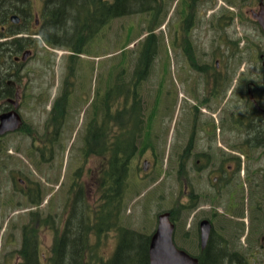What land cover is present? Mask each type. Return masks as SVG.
Segmentation results:
<instances>
[{
    "label": "flooded vegetation",
    "instance_id": "af4514ba",
    "mask_svg": "<svg viewBox=\"0 0 264 264\" xmlns=\"http://www.w3.org/2000/svg\"><path fill=\"white\" fill-rule=\"evenodd\" d=\"M261 1L264 4V0H252L256 7L249 8L250 0H147L148 11L142 15L151 22L146 35L134 44L140 45L139 52H132L129 62L124 58L100 68L93 91L79 63L83 54L75 51L40 52L36 45L40 41H33L30 50L26 47L0 59V223H5L0 228V264H25L27 255L36 264H49L64 226L70 232L77 190L73 194L72 165H65L64 159L66 155L73 158V121L80 112L86 129L76 153L77 170L84 160L88 166L89 158H97L100 185L107 135L116 139L119 150L123 141L130 146L132 163L137 157H149L143 160L147 166L151 162L154 166L152 159L157 155L154 140L175 137L177 219L181 227H188L182 234V248L193 250L198 264L201 257L210 256V249L230 257L223 264H264V52L257 57L260 66L250 68L245 24L250 12V22L260 30L251 15ZM162 13V44L167 58L170 54L176 64L182 87L176 120L170 116L174 103L159 114V94L153 100L160 28L151 27L161 21ZM34 16L37 20L31 27L41 39L40 12ZM138 53L145 59L139 68ZM156 86L158 92L163 85ZM16 123L15 129L8 130ZM49 184L54 188L51 193L45 187ZM85 186L81 183L77 189L84 193ZM203 221L209 223L210 231L202 248ZM220 221L233 231L217 228ZM255 232L260 235L258 243L249 238ZM41 234L54 241L45 251ZM240 235L244 243L238 245ZM103 247H98L101 256ZM234 251L241 253V259L231 257Z\"/></svg>",
    "mask_w": 264,
    "mask_h": 264
},
{
    "label": "trees",
    "instance_id": "16d2710c",
    "mask_svg": "<svg viewBox=\"0 0 264 264\" xmlns=\"http://www.w3.org/2000/svg\"><path fill=\"white\" fill-rule=\"evenodd\" d=\"M41 1L43 5L39 20L43 21L42 41L53 47L52 38L55 35H66L68 31H72L73 41L82 45L81 50L74 45L72 51L75 52H84L99 29L112 20L148 11L145 5L147 0ZM14 15L20 17L17 25L9 20ZM31 18L29 0H0V59L7 54L10 57L14 56L32 45L33 39L17 37L21 34L29 37L35 35L34 29L28 32L26 28L30 25ZM153 50L156 51L155 47ZM141 59L145 61L142 53L139 54L138 68L142 64ZM145 142L146 140H142V143ZM140 143L139 139L138 145ZM105 144L106 169L97 188L99 198L91 207L87 203L83 189H77L72 218L69 220L71 225H68L71 230L68 232L64 226V232L58 239V246L51 251L49 264H149L148 247L151 233L148 232L149 230L141 232L127 228L122 225L121 219L130 165L134 156L125 141L122 142V148L119 150L116 148V139H110L107 135ZM170 212L176 222L177 207L172 208ZM111 232L115 233L116 248L110 257L103 258L99 254L98 247L104 244V239ZM216 251L210 249V256L201 257L199 264H223L222 261L230 260L226 253ZM230 254L232 258L241 259L239 252L234 251ZM25 264H36V261L33 256L27 255Z\"/></svg>",
    "mask_w": 264,
    "mask_h": 264
},
{
    "label": "rangeland",
    "instance_id": "374dc122",
    "mask_svg": "<svg viewBox=\"0 0 264 264\" xmlns=\"http://www.w3.org/2000/svg\"><path fill=\"white\" fill-rule=\"evenodd\" d=\"M30 3V13H31V23L26 28L27 31H31L33 28L31 27L34 23V13L40 12V9L42 8L41 0H29ZM177 3V2H176ZM176 3H173V8H175ZM146 5V4H145ZM250 6L249 8L256 7V4L253 5L252 0H250ZM181 7V4L177 7L178 9ZM228 9V7H225ZM161 24L164 21V15L162 13L161 15ZM247 22H245L246 27L249 31L248 35V46H249V67L254 68L260 66V62L258 60V54L264 52V35L261 33L259 28L257 26H254V24L250 19V12L247 15ZM151 18L147 15L138 14L135 16H129V17H123L119 19L113 20L110 24L103 26L101 31L94 37V39L91 41L89 46L85 48L86 50L83 52V59L80 58L79 63L81 66H83L85 70V76L87 81V87H91V91H93L94 87L97 84L98 79V70L100 68H103L105 66L106 68L113 66L116 62L118 63L120 60H123L124 58L127 59L129 62L131 57V51L133 49H139L140 45H134L137 42H135L140 33L145 30V28L148 26V23ZM166 24V23H165ZM235 26V25H234ZM236 27V26H235ZM163 27L161 28V31L156 32L160 36L159 41L160 44L157 48L158 54L156 56L154 66H153V84L154 86V97L153 100L156 98V95L159 94V106L157 112L159 114H164L167 112V109L169 105H172L174 103V108L170 113L171 115H174V119H177L178 109L181 105V94H182V87H181V81L178 73L174 71V68L176 67V64L174 65L173 59L168 54L165 53V48L162 44V33ZM142 34V33H141ZM23 37H27L26 39H29V36H26V34H22ZM73 36L72 31H68V33L65 34H58L55 35L52 39V43L57 48L62 49H70L74 50L73 46L77 45L78 49L81 50L82 45L77 44L73 41L71 38ZM144 36V32L142 34ZM33 38V36H32ZM35 38V37H34ZM31 39V38H30ZM35 43L36 39L33 40ZM28 42V41H27ZM32 42L34 45L35 43ZM31 43V42H30ZM36 45L41 49H38V51H48V49L41 43H36ZM134 45V46H133ZM134 47V48H133ZM31 47H27V50ZM33 48V47H32ZM35 48V47H34ZM167 49V48H166ZM30 50V49H29ZM35 51V50H34ZM58 52H63L61 49L57 50ZM136 51V50H135ZM258 51V52H257ZM137 52V51H136ZM136 54L132 56V58H135ZM165 56L167 59V64H164ZM81 57V55H80ZM138 59H139V53H138ZM165 68L167 69L165 71ZM165 71V72H163ZM252 74V73H251ZM254 75H251V79H254ZM156 84L163 85L160 86V91L156 92ZM88 87V88H89ZM76 117V115H75ZM73 121V149H72V160L69 159L68 155L65 156L64 164L70 165L71 162V168L69 170V174L71 172V169L73 171V185L74 190L73 194L77 190V186L81 183L86 184V188L84 191L85 198L87 199V203L90 204V206H94L99 198V194L97 191L98 188V181L97 177L98 172L97 169H99L98 166V159L97 158H89L88 166H86V160H84L83 167H81L80 170L76 169L75 160L80 161V158L76 155L78 148L82 145V142L84 141L85 136V129H86V122L84 121V113L80 112L78 114V117L75 118ZM161 140L156 142L155 148H157V155L154 157V162L152 166V162L149 166H146L145 171L141 169L142 162L144 159H149L146 155H143L140 157V159L137 157L134 159V162H131V168L129 173V179H128V187L125 197V206L124 211L122 215V225L134 229L139 230L143 232L144 230H149V233H152V231L155 229L156 226V217L158 213H162L163 211H169L175 206L178 209V197H179V187H178V181H177V154H176V144L177 140L175 137L171 138L170 136L162 137ZM156 140V139H155ZM154 140V141H155ZM70 141H68L69 144ZM71 158V157H70ZM153 158V157H152ZM63 160V157H61L60 161ZM106 163V161H105ZM63 167V174L61 176V179L63 180V185H65V182L67 179H65L64 173L66 172V166ZM106 167V166H105ZM102 168V166H101ZM90 169L91 173L88 172ZM88 170V171H87ZM60 172L58 173V180L60 179ZM56 178V177H55ZM67 178V177H66ZM53 184L54 183L53 181ZM45 186L50 189L49 193H51L53 187ZM55 186V185H54ZM63 187V186H62ZM65 187V186H64ZM63 196L62 190L59 192V197ZM205 206V205H203ZM24 208V207H23ZM219 209V207H218ZM20 210H22L20 208ZM220 210H218L219 212ZM178 214V212H177ZM8 215L5 214V217ZM189 221V220H188ZM186 222V225L189 224V222ZM10 224V222L8 223ZM176 234L177 237L174 236V241L176 245L179 247L182 246V234L183 231L188 230V227L184 228V226H180L179 221L177 219L176 221ZM217 228H222L223 230L227 231L228 233H231L233 231V227L230 225H226L224 221H220L216 223ZM5 225L4 220L0 223V228H3ZM185 225V226H186ZM180 228H179V227ZM189 229V238H193V231ZM188 232V231H187ZM223 234L226 236L227 233L223 232ZM259 234L255 232L254 234L250 235L249 238L253 243L259 242ZM3 236L2 238H4ZM42 237V248L45 251L46 247H49L52 241L50 236ZM115 236L113 232L108 234L106 238L104 239V247L102 250V256L103 258H108L112 255V252L114 250L115 246ZM243 244V235H240V241L237 242ZM240 247V246H239Z\"/></svg>",
    "mask_w": 264,
    "mask_h": 264
},
{
    "label": "water",
    "instance_id": "95a60500",
    "mask_svg": "<svg viewBox=\"0 0 264 264\" xmlns=\"http://www.w3.org/2000/svg\"><path fill=\"white\" fill-rule=\"evenodd\" d=\"M252 18L256 20L264 32V5L260 2V8L257 12L252 13ZM10 21L17 24L19 18L12 16ZM17 118L15 114H11ZM6 118H2L5 123ZM17 127V123L14 127L8 129L13 130ZM146 167V163L143 164V168ZM210 225L207 221H203L200 225V242L203 248L209 236ZM174 224L170 220V214L168 212L161 213L157 216V225L153 231L149 247L148 258L149 264H198L197 258L189 255L184 250L176 247L173 241Z\"/></svg>",
    "mask_w": 264,
    "mask_h": 264
}]
</instances>
